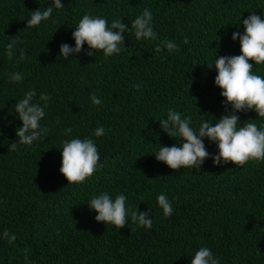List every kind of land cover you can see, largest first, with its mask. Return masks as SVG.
I'll list each match as a JSON object with an SVG mask.
<instances>
[{"label": "trees", "instance_id": "1", "mask_svg": "<svg viewBox=\"0 0 264 264\" xmlns=\"http://www.w3.org/2000/svg\"><path fill=\"white\" fill-rule=\"evenodd\" d=\"M61 3L57 9L53 0H0V264H191L201 247L220 264H264V161L215 165L218 146L206 137L210 158L199 169L174 171L154 155L160 145L184 142L160 128L169 109L190 116L195 131L202 121L214 125L233 111L214 83L215 67L207 65L241 54L232 34L242 35L243 20L253 13L264 19V0ZM48 7L47 21L26 27L31 12ZM145 9L156 40H137L131 28ZM85 14L106 19L109 27L113 20L129 27L119 54L106 57L98 50L89 56L85 44L67 60L60 56L62 44L75 47L72 33ZM164 41L180 50L169 52ZM157 45L162 51H155ZM249 63L264 76V64ZM13 73L22 81H11ZM33 90V103H45L41 94L49 97L40 121L47 133L20 145L15 105ZM93 94L100 105L93 104ZM236 115L240 126L264 128L254 110ZM98 127L104 128L100 137ZM74 138L92 139L102 165L81 184H68L59 171L63 144ZM14 142L17 150L9 151ZM101 193L113 200L126 196L124 228L95 220L98 213L88 203ZM160 194L172 204L168 218L158 205ZM136 208L149 213L151 229L131 222Z\"/></svg>", "mask_w": 264, "mask_h": 264}, {"label": "clouds", "instance_id": "2", "mask_svg": "<svg viewBox=\"0 0 264 264\" xmlns=\"http://www.w3.org/2000/svg\"><path fill=\"white\" fill-rule=\"evenodd\" d=\"M55 8H63L61 0H53ZM53 8L48 7L41 11L37 9L31 12L28 20V28L39 26L42 21H47L52 16ZM152 13L145 9L140 16H137L131 24L137 40H156L157 34L152 26ZM244 33L232 34V39H239L240 55L220 56L216 58L214 64L207 65L208 68L215 67L217 75L214 83L222 91L225 103L231 105L233 111L227 115H222L218 122L210 124L202 121L198 131L191 125V117L182 118L181 114L173 109L168 110L167 118L160 122V128L170 137H179L184 142L181 146L171 147L160 145L159 151L154 154L157 161L166 164L172 170L181 168H197L210 158V153L203 142L208 138L218 146V154L211 157L215 165L228 164L244 166L249 162L264 161V128H260L256 123L244 122L242 126L238 124L240 117L237 112L254 110L258 117L264 118V76L254 74L253 61L256 65L264 64V19L256 14H251L243 20ZM129 27L120 20H113L109 27L108 21L100 17H92L85 14L79 21L78 26L72 33L75 47L68 44L60 46V56L65 60L70 55L80 53L84 45L90 49L86 55L93 56L96 51L101 50L106 57L121 52L124 45L125 33ZM16 41L13 40L7 45V56L9 59L14 55L13 47ZM187 44L188 40L185 39ZM169 52L179 51V47L172 41L162 42ZM94 50V51H92ZM156 52L162 51L160 45L155 48ZM24 58L23 51L21 59ZM20 73H13L10 80L13 82L22 81ZM137 91L140 85H134ZM35 91H28L25 97L16 103L15 112L22 121V126L16 130V136L20 145H32L34 141L46 135L47 129L41 128L40 121L45 116V108L49 97L41 94L40 100L43 105L33 103ZM93 104L100 105L102 101L96 96H90ZM71 134L72 129H66ZM104 135V128L98 127L95 136ZM18 144L11 143L9 151L17 150ZM100 155L92 139L74 138L65 141L62 148V162L60 173L67 180L68 184H81L86 179L92 177L100 165ZM159 207L163 211L165 218L173 214V207L167 196L160 194L157 197ZM89 208L98 213L95 220L112 224L116 228H124L128 224L129 209L126 207V196L118 195L114 200L107 193H101L91 198L88 203ZM131 222L137 226L151 229L152 219L148 212H138L137 208L131 211ZM8 237V233H4ZM15 236L9 237V242H13ZM191 264H220L209 248L201 247L195 252L191 259Z\"/></svg>", "mask_w": 264, "mask_h": 264}]
</instances>
